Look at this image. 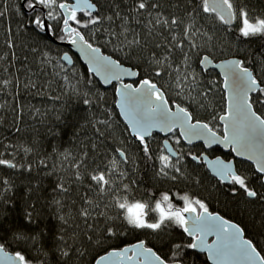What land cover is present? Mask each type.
<instances>
[{"label": "trees", "instance_id": "obj_1", "mask_svg": "<svg viewBox=\"0 0 264 264\" xmlns=\"http://www.w3.org/2000/svg\"><path fill=\"white\" fill-rule=\"evenodd\" d=\"M23 2L7 0V14L0 17V159L8 162L0 165L3 248L20 252L28 264H94L107 251L144 241L164 260L173 262L174 246L179 243L182 247L176 253L180 257L178 262L210 264L205 254L187 247L193 238L179 225L165 221L160 230L137 229L128 225L122 219L123 210L115 207L117 200L154 202L162 193H168L175 194L174 207H183L179 197L188 195L190 200L205 203L210 212L239 224L264 255V183L254 165L235 159L237 172L248 179L249 188L258 197H247L238 186L233 194L226 186L217 185L202 160L192 159L193 155L207 153L210 157L230 160L231 151L224 152L219 147L205 150L201 143L188 146L182 140L179 144L172 140L183 156L176 165L182 166L183 175L172 168L167 169L168 176L159 175L158 157L167 155L164 137L153 134L149 142L150 157L145 156L141 144L130 135L119 116L115 86L103 87L88 71L67 47L69 38L59 31L56 22H50L52 38L47 32L35 29L30 23L32 17L46 9L37 6L33 13ZM232 2L234 8L242 7L250 13L252 23L264 17V0ZM157 3L163 16L182 17L186 23H194L196 32L191 39L199 47L190 48L182 29L173 34L184 42L183 49L173 46L167 28L157 25L150 32L149 18L134 12L133 0H99L98 7L101 15L114 17L111 27L105 23L103 28L117 33L122 32L124 22L116 13L125 17L131 13L128 27L142 47H125L132 35L127 36V41L111 37L114 43L109 44L108 34L103 30L93 33L91 39L87 30H78L103 53L138 70L141 75L135 83L151 79L159 87L163 85L161 89L170 105L187 108L195 119L208 123L221 134L220 122L211 117L225 112L222 79L214 70H203L199 61L204 55L215 61L237 57L260 81L264 79V34L243 37L237 22L231 26L221 24L214 14L203 11L201 0H157ZM152 14L155 16L157 12L153 10ZM77 16L81 18L83 14ZM203 33L212 39L205 41ZM122 47L123 51L118 50ZM67 52L73 57L71 66L62 60ZM154 56L167 57L164 63L170 67L162 69L152 63ZM157 71L161 76L155 75ZM184 74L188 79L183 78ZM193 77L196 84L188 86ZM210 88L206 100L198 95ZM86 99L90 103L86 104ZM253 106L264 115L259 104ZM106 119L111 121L110 127L98 123ZM119 151L125 153L126 159H121ZM81 163L84 166L77 175L76 165ZM170 163L175 164V158ZM100 173L109 179L113 190L105 186V191H100L91 179ZM173 175L176 180L170 179ZM125 184L128 190L124 189ZM59 185L66 191L61 192ZM82 211L89 214L84 216ZM146 220L158 222V214H149ZM109 227L118 235L109 238L105 231Z\"/></svg>", "mask_w": 264, "mask_h": 264}, {"label": "snow or ice", "instance_id": "obj_2", "mask_svg": "<svg viewBox=\"0 0 264 264\" xmlns=\"http://www.w3.org/2000/svg\"><path fill=\"white\" fill-rule=\"evenodd\" d=\"M6 3L7 0H4V4H0V8H3V10H0V17L7 14ZM98 4L99 0H96L95 3L92 0H76L75 4H69L66 0H61V2H57V0H24V6L33 13L36 12L37 6L46 9L40 15L32 17L30 23L35 29L52 33L50 22H56L59 31L69 38V43L77 46L83 53L90 65L89 71L93 75L99 76L104 85L114 87V81L120 85L119 88L115 89L116 95L119 96L118 107L131 129V134L141 144L145 156L150 157L149 142L153 137V131L158 130L170 134V138L178 135L177 144L182 139L189 145H192L194 141H203L207 148H212L213 145H222L225 149H230L236 157L252 161L257 173L264 175V115L258 114L253 107L254 103L259 104L261 106L259 111L264 112V99H261V97H264V79L258 81L252 71L243 66L242 61L229 60L216 65L223 72L222 90H226L227 93L224 114H213L211 117L212 120L220 122L223 135H219L208 123L195 119L192 112L188 111L187 108L180 107L177 104L174 105L175 111H173V106L169 105V98L161 90L163 85L157 87V84L153 83L151 79L139 80L138 87L125 83V77H139L141 73L125 67L119 60H114L111 56L104 55L101 49L94 47L78 29L87 30L89 39H91L93 33L103 30L108 34L109 39L107 42L109 44L114 43L111 37L122 38L127 41L128 35H132L133 39L128 41L125 47H142L141 41L136 38L134 32L129 30L127 21L131 18V13L128 17L119 16V13H116V16L124 22L121 33L104 29L105 23L109 24V28L111 27L114 17L101 15ZM132 7L136 14L149 18L150 32L157 25L161 28H167L171 41L174 42V47L180 49L184 47V42L173 34L179 29L183 30V37L188 41L190 48L199 47L191 39L196 32L194 23H186L182 17L178 19L163 16L159 13L157 0H133ZM201 7L205 13L214 14L223 25L231 26L234 22H237L236 26L243 37L264 32V20L257 18L258 23H252L250 13L242 7L234 8L232 0H213L211 4L210 0H201ZM153 10L157 12V15L153 16ZM78 12L83 14L81 18H78ZM190 19L194 21V17L190 16ZM73 24L76 27H73ZM202 38L205 41L212 39L207 33H203ZM118 50L123 51L124 48ZM62 59L68 62L70 58L65 54ZM166 59L167 57L161 59L154 56L152 63L166 69L170 67V64L164 63ZM185 61H189L187 54H185ZM209 62L207 56H203L199 61L200 64ZM155 75L159 77L161 72L157 71ZM183 78L188 79L186 74L183 75ZM3 83L7 84L9 82L4 81ZM194 84H196L195 77L189 80L188 86ZM210 91H212L211 88L208 91L199 92L198 95L206 100ZM253 94H255L254 99ZM85 103L88 104L90 101L86 99ZM98 123L105 127L111 126V121L108 119L100 120ZM163 143L165 148H168V140H164ZM118 155L121 159H126L123 151H119ZM173 157H175V164L170 163ZM158 159L161 161L159 175L168 176V168H172L176 173L183 175L181 172L182 166H176L183 159L178 151H170L167 155H162ZM192 159L194 161H207L208 167L217 178V185L226 186L229 192L235 194L238 186L247 197H258V193L249 188L248 179L238 174L233 161L225 162L219 157L215 160H208V157L203 155H193ZM5 164H8V162L0 159V165ZM10 166L15 167V165ZM83 166V163L76 165L77 175H79V169ZM114 167L115 162H113ZM91 179L97 183V187L101 192L105 191V186L109 190H113L109 179L103 173L92 175ZM170 179L176 180V176L173 175ZM58 187L61 192L66 191L63 185ZM123 187L128 190V185L125 184ZM174 195L164 193L157 201L155 208L148 209L149 212L158 213V222H147L145 216H148V214L144 212L145 205L139 202L129 204L127 199L123 203L117 200L115 201V207L120 210L126 209L123 212L122 219L125 220V217H127V224H133L135 225L134 228L137 229L160 230L165 221L179 225L189 237H193L195 240L187 247L191 249L198 248L201 252H207L208 258L214 264H264V255L257 251L252 240L243 237V230L238 225L225 220L219 214L209 212L205 203L201 200H190L187 195L179 197L184 203L183 207H174L172 199ZM57 203L59 204V201ZM89 204L91 205V202ZM198 209L200 210L198 211ZM88 214L87 211H82V215L87 216ZM117 218L121 217L118 216ZM105 231L109 234V238L118 235L111 227L106 228ZM213 234H215L216 239L209 243L207 237ZM3 247L0 244V249H3ZM181 247L182 245L179 243L174 246V264H178L180 257L176 253L179 252ZM129 253H133V255L130 256ZM109 258H123V260L129 261V264H146V262L147 264H167L165 260L153 252L152 248L146 247L144 241H139L120 250L107 251L106 255H100L96 259L95 264H102ZM8 260L10 264H17V262L18 264H28L25 256L20 252H17L14 257L9 256ZM123 260L120 261V264H123Z\"/></svg>", "mask_w": 264, "mask_h": 264}, {"label": "water", "instance_id": "obj_3", "mask_svg": "<svg viewBox=\"0 0 264 264\" xmlns=\"http://www.w3.org/2000/svg\"><path fill=\"white\" fill-rule=\"evenodd\" d=\"M66 2H68L69 4H75L76 3V0H67ZM93 2V1H92ZM24 3V2H23ZM211 3H213V0H210V4ZM79 13V12H78ZM234 24V23H233ZM232 24V25H233ZM48 34H49V36L52 38V35L49 33V32H47ZM66 45H67V47L71 50V52L73 53V54H75L78 58H79V60L87 67V69H88V71H89V69H90V65H89V63H88V61L85 59V57H84V55H83V53L79 50V48L77 47V46H75V45H71L69 42L68 43H66ZM94 46V45H93ZM94 47H97V46H94ZM99 48V47H98ZM101 52H102V50H101ZM103 53V52H102ZM65 54H67L68 55V57L70 58L69 59V61L68 62H66V61H64L63 59V61L68 65V66H71L72 64H73V57H72V55L70 54V53H65ZM64 54V55H65ZM104 55H107V56H110V55H108V54H105V53H103ZM63 55V56H64ZM62 56V57H63ZM204 56H207V55H204ZM112 57V56H111ZM208 58H209V63H205V64H200V66H201V68L203 69V70H214V71H216L218 74H219V76H220V78L222 79V85H223V72H222V70L220 69V68H217L216 67V65H218V64H221V63H224V62H227V61H229V60H237V61H241V59L240 58H237V57H229V58H224V59H221V60H218V61H215L213 58H211L210 56H207ZM203 58V57H202ZM112 59H114V60H116L115 58H113L112 57ZM124 65V64H123ZM125 67H128V68H132V67H130V66H126V65H124ZM245 67V66H244ZM248 68V67H247ZM133 69V68H132ZM133 70H135V71H138V70H136V69H133ZM249 70L250 71H252L250 68H249ZM90 72V71H89ZM91 73V72H90ZM252 73H253V75L255 76V74H254V72L252 71ZM92 74V73H91ZM93 75V74H92ZM100 83H101V85L103 86V87H105V88H109V87H112L111 85H104L103 84V81H102V79L99 77V76H95V75H93ZM256 77V76H255ZM139 77H125L124 79H125V83H130V84H132L133 85V87H138L139 86V84L138 85H135L133 82L134 81H136L137 79H138ZM113 84L116 86V88H119L120 87V85L118 84V83H116L115 81L113 82ZM157 87H159L158 85H157ZM115 88V89H116ZM162 90V89H161ZM163 91V90H162ZM224 92H225V97L227 96V93H226V90H224ZM116 94V93H115ZM118 101H119V96L118 95H116V108H117V110H118V113H119V116H120V118L122 119V121L125 123V125L127 126V128H128V130H129V133H130V135L133 137V135L131 134V129H130V127L128 126V124H127V121L124 119V116H123V114L121 113V111H120V108L118 107ZM170 105V104H169ZM174 105H177V104H173V105H170V106H173V111H175V107H174ZM179 105V104H178ZM180 107H182V106H180ZM254 107V106H253ZM184 108V107H183ZM259 114V113H258ZM203 123H205V122H203ZM153 134H160L161 136H163L164 137V140H168V142H169V145H168V148H165V146H164V143H163V146H164V148H165V150H166V152H167V154L170 152V151H177L176 149H175V147L173 146V144L171 143V141H170V134H166V133H162V132H159L158 130H154L153 131ZM219 135H223V130H222V133L220 134V133H218ZM164 140H163V142H164ZM182 140V139H181ZM186 145H188V146H191V145H189L186 141H184V140H182ZM196 143H201L203 146H204V148H205V150H210V149H212V148H215V147H219V148H221L223 151H225V152H228V151H231L230 149H225L222 145H213V147L212 148H207L206 146H205V144H204V142L203 141H194L193 142V144L192 145H194V144H196ZM232 152V151H231ZM232 154H233V158L232 159H230V160H226V159H224L222 156H217V157H219V158H221L222 160H224L225 162H228V161H233L234 162V164H235V159H239V160H245V161H248V160H246L245 158H241V157H236L235 156V154L232 152ZM203 156H207L208 157V160H215L217 157H210L207 153H204V154H202ZM201 155V156H202ZM173 158H175V157H173ZM196 161H199V160H196ZM202 162L204 163V165L206 166V168H207V170H208V172L214 177V178H216L215 177V175H214V173L212 172V170L208 167V164H207V161H203L202 160ZM248 162H250V163H252L253 165H254V163L252 162V161H248ZM236 165V164H235ZM255 167V166H254ZM239 174V173H238ZM261 175V174H260ZM262 177H263V183H264V175H262ZM217 179V178H216ZM210 212V211H209ZM211 213H213V214H219V213H216V212H211ZM187 215V214H186ZM220 215V214H219ZM221 217H223L222 215H220ZM225 220H227V221H230L231 223H234V224H236V225H238L242 230H243V228L239 225V224H237V223H235V222H233V221H231V220H229V219H227V218H225V217H223ZM243 237L245 238V239H248L246 236H245V233H244V230H243ZM191 238H193V237H191ZM207 239H208V242L209 243H211L213 240H215L216 239V236H215V234H213V235H210V236H208L207 237ZM250 240V239H249ZM195 242V240H194V238H193V242L192 243H194ZM135 243H138V242H135ZM135 243H133V244H135ZM254 244V243H253ZM132 244H130V245H128V246H131ZM128 246H125V247H128ZM145 246H146V244H145ZM147 247V246H146ZM124 248V247H123ZM123 248H120V249H123ZM150 248V247H149ZM120 249H112V250H120ZM112 250H110V251H112ZM153 250V252L156 254V255H158L161 259H163L154 249H152ZM195 251H197L198 253H201V254H205L206 255V258H207V260H208V262L210 263V264H214V262L211 260V259H209L208 258V255H207V252H201L198 248L197 249H194ZM257 251H259L258 249H257ZM15 254L16 253H13V252H11V251H7L5 248H3V249H0V264H10V262H9V260H8V257L9 256H12V257H14L15 256ZM107 253H105V254H103V255H106ZM129 255L131 256V255H133V253H129ZM98 259V258H97ZM121 260H123V258H109L107 261H105V262H102V264H120V261ZM164 260V259H163ZM166 261V260H165ZM96 262V261H95ZM167 262V261H166ZM17 264H18V262H17ZM95 264V263H94ZM123 264H129V261H127V260H123ZM146 264H147V262H146ZM167 264H174V262H167ZM178 264H182L181 262H178Z\"/></svg>", "mask_w": 264, "mask_h": 264}, {"label": "clouds", "instance_id": "obj_4", "mask_svg": "<svg viewBox=\"0 0 264 264\" xmlns=\"http://www.w3.org/2000/svg\"><path fill=\"white\" fill-rule=\"evenodd\" d=\"M259 19H261V20H264V17H262V18H259ZM255 23H258V21H256ZM259 34H264V32H258V33H256L255 35H259ZM250 36H254V35H250ZM249 36V37H250ZM164 193H162L161 194V196L163 195ZM188 196V195H187ZM160 199V198H159ZM159 199H157L156 201H154V202H149V201H147V200H144V201H135V202H128L129 204H135V203H137V202H139V203H141V204H143V205H145V207H144V212H146L148 215L149 214H158V213H156V212H149L148 211V209L149 208H155V205H156V203H157V201H159ZM124 202V201H123ZM123 202H120V203H123ZM124 211H126V209H123V212ZM147 218V216H145V219ZM158 219H159V215H158ZM125 221L126 222H128L127 221V217H125ZM130 226H132V227H135V225H133V224H129Z\"/></svg>", "mask_w": 264, "mask_h": 264}, {"label": "flooded vegetation", "instance_id": "obj_5", "mask_svg": "<svg viewBox=\"0 0 264 264\" xmlns=\"http://www.w3.org/2000/svg\"><path fill=\"white\" fill-rule=\"evenodd\" d=\"M135 85H138V83H135V81L133 82ZM115 86V85H114ZM115 88H116V86H115ZM176 137L178 136V135H175ZM179 137V136H178ZM181 140V139H180ZM170 141H172V136H171V138H170ZM197 144V143H196ZM192 146V145H191ZM225 152V151H224ZM228 152H230V151H228Z\"/></svg>", "mask_w": 264, "mask_h": 264}, {"label": "rangeland", "instance_id": "obj_6", "mask_svg": "<svg viewBox=\"0 0 264 264\" xmlns=\"http://www.w3.org/2000/svg\"><path fill=\"white\" fill-rule=\"evenodd\" d=\"M177 137L176 136H172V140L176 141Z\"/></svg>", "mask_w": 264, "mask_h": 264}]
</instances>
